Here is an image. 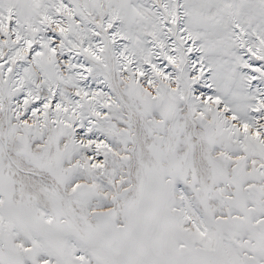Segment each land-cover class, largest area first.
<instances>
[{"label":"snow or ice","instance_id":"snow-or-ice-1","mask_svg":"<svg viewBox=\"0 0 264 264\" xmlns=\"http://www.w3.org/2000/svg\"><path fill=\"white\" fill-rule=\"evenodd\" d=\"M0 264H264V0H0Z\"/></svg>","mask_w":264,"mask_h":264}]
</instances>
